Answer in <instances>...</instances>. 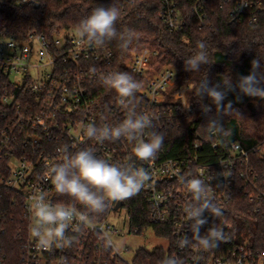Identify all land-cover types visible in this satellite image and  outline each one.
Returning a JSON list of instances; mask_svg holds the SVG:
<instances>
[{"label": "built area", "instance_id": "2783aa9c", "mask_svg": "<svg viewBox=\"0 0 264 264\" xmlns=\"http://www.w3.org/2000/svg\"><path fill=\"white\" fill-rule=\"evenodd\" d=\"M17 2L35 8H44L47 3L46 0ZM159 2L158 17L163 25L171 32L183 29L187 13L182 0ZM190 11L201 27H214L209 16L216 13L219 16L224 13L230 24H254L264 14V0H190ZM73 30L63 29L53 37L37 31L21 39L0 35V264H10L6 234L11 223L16 226L20 243V264H137V253L144 247L127 258L124 252L129 246L120 252L106 250L100 237L106 231L116 240L141 235L145 229H153L157 237L166 241L165 245L144 248L159 250L155 264H161L168 256L179 257L184 264H194L193 257L200 258L199 264H264L259 236L254 239L249 235L246 239L225 216L214 218L207 212L208 223L201 228V234L215 225L224 229L226 241L208 251L199 249L195 241L185 248L178 246L180 239L192 238L190 221L183 212L192 197L181 183L190 173L207 182L224 170L227 178L219 176L208 184L223 213L235 194L242 192L254 203L252 215L264 217V173L258 171L252 159V153H264V145L246 147L232 141L225 147L216 140L211 144L212 152L195 142L186 154L169 156L160 149L155 159L145 162L133 156L134 142L121 138L99 143L87 138L83 134L87 125L114 126L126 118L116 91L104 87L99 80L100 75L121 70L115 64L109 42L103 47L78 43ZM157 54L158 50L149 47L134 50L121 72H128L140 83L136 111L153 115L154 128L148 131L159 132L170 116L187 111L182 110L181 101L188 100V87L183 86L174 95L175 105L168 104L169 89L177 71L169 64L157 68ZM93 68L95 75L90 71ZM63 146L70 153L91 149L109 163L131 162L152 173L153 178L138 195L113 202L106 215L93 218L91 226L74 223L66 233L74 239L70 248L54 246L43 250L29 232L28 208L34 191H43L52 204L74 205L85 211L77 201L61 200L51 181L43 179L45 165L59 160L57 150ZM135 203L142 208L141 225L134 221ZM121 209L125 210V219L120 226L114 220V212Z\"/></svg>", "mask_w": 264, "mask_h": 264}, {"label": "trees", "instance_id": "16d2710c", "mask_svg": "<svg viewBox=\"0 0 264 264\" xmlns=\"http://www.w3.org/2000/svg\"><path fill=\"white\" fill-rule=\"evenodd\" d=\"M44 8H35L32 5H21L17 0H0V35L4 37L26 38L31 32H44L53 37L63 29L74 28L75 25L87 17L93 8L116 4L121 9V15L116 22L118 32L132 31L136 37L129 48L121 50L117 41H110L109 46L115 54V64L119 70L126 69V60L134 50L145 47L158 50L155 66L165 64L175 67L177 74L169 89V105H175L174 95L180 92L183 86L191 84L187 94L191 100V109L183 114H174L165 122L159 131L164 135L162 150L169 156L186 154L198 142L205 150H210L211 144L219 140L228 147L232 141H239L246 147L255 144L264 145V104L262 111L256 112L257 107L250 96L237 92H228L224 105L231 102V110L227 114L217 113L216 105L207 96L200 99L196 91L201 81L207 79L210 85L220 84L232 80L235 83L241 75H248L252 69V61L259 59L264 65V14L254 24H230L226 16L218 13L210 14L214 27H201L197 18L190 11V0H182V7L187 13L186 26L177 31H169L158 17L159 0H46ZM204 41L211 64L201 65L199 71L189 72L184 68V58L194 55L197 51V42ZM260 101L264 99L258 98ZM251 109L254 120V132L242 122L244 115L243 105ZM202 105H209L211 111L205 113ZM226 129L225 135H210L206 124L210 118L218 117ZM212 155V154H211ZM216 156V155H213ZM256 167L264 173V153H252ZM61 200L73 202L67 195ZM134 221L137 225L143 223L141 205L135 203ZM254 203L244 193L235 194L232 202L226 207V220L233 223L235 228L246 229L254 239L259 236L260 245L264 248V217L252 215ZM108 213L99 215L104 216ZM14 222V221H12ZM22 222V219H21ZM15 225L11 223L6 234L7 251L10 264L20 260L19 240L16 237ZM157 229V227H156ZM22 248V242H21ZM159 250L154 248L140 249L136 256L137 264H155Z\"/></svg>", "mask_w": 264, "mask_h": 264}, {"label": "clouds", "instance_id": "9594fccd", "mask_svg": "<svg viewBox=\"0 0 264 264\" xmlns=\"http://www.w3.org/2000/svg\"><path fill=\"white\" fill-rule=\"evenodd\" d=\"M120 15L121 9L114 3L97 6L75 25L72 35L78 43L97 47H103L107 42L115 40L120 49L126 51L136 37L130 30L117 31L116 22ZM197 48L198 51L194 55L184 58L186 71H199L201 65L211 64L206 43L198 41ZM251 63L250 73L241 75L235 83L230 79L223 81L221 86L210 85L207 79L201 81L196 95L200 99L205 96L210 98L216 105L217 113L221 115L232 109L231 102L223 104L228 92L238 90L243 95L264 99V65L259 59H254ZM90 71L95 75L94 68ZM99 80L104 87L116 91L121 106L126 110V118L114 126L104 124L98 127L89 124L83 129V134L99 143L126 139L129 143L134 142L132 154L136 159L145 162L155 159L163 146L164 135L157 131H148L154 128L153 115L136 111L135 98L141 87L140 83L128 72L121 71L100 75ZM190 101H181L182 110L191 109ZM202 110L208 113L211 108L209 105H202ZM206 127L210 135L226 134L219 116L210 118ZM145 136L147 139H144ZM57 151L60 158L51 165H45L43 179L51 181L57 194L67 195L77 201L85 211L74 205L52 204L43 191H34L28 208L31 218L29 232L35 239L37 247L43 250H51L54 246L59 249L70 248L74 239L66 233L74 223L85 227L91 226L93 218L106 213L113 202L124 201L138 195L153 178L152 173L143 167H136L131 162L109 163L98 158L88 148L70 153L68 147L63 146ZM220 163L224 167L223 162ZM219 176L228 177L223 170L210 177L207 182L191 173L182 178L181 183L192 197L183 207V212L190 221L189 230L192 232V238L180 239L178 241L180 248H185L195 241L199 249L208 251L226 241L224 229L215 225L208 227L205 233L201 234V228L208 223L205 212L214 218L223 215L222 208L215 202L208 186ZM100 238L106 250L121 251L122 243L114 240L108 232L104 231ZM199 259L193 257L194 264H199ZM161 264H184V261L176 256H168Z\"/></svg>", "mask_w": 264, "mask_h": 264}, {"label": "rangeland", "instance_id": "374dc122", "mask_svg": "<svg viewBox=\"0 0 264 264\" xmlns=\"http://www.w3.org/2000/svg\"><path fill=\"white\" fill-rule=\"evenodd\" d=\"M172 86V85H171ZM170 86V87H171ZM188 87V91L186 93V96L189 92V90L191 89L192 85H186ZM251 99L255 102L257 110L256 112H261L262 111V105L264 104V100H259L258 98L255 97H251ZM243 111H244V115L242 117V122L244 124H246L248 126V130L250 133L254 132V120L251 116V109L247 104L243 105ZM125 219V210L121 209L119 211L114 212V220L117 221L118 225H122V223L124 222ZM237 231L239 232V234H243L244 237L247 239L249 234L246 231V229H242L241 227L237 228ZM117 242L122 243L123 247L124 246H129V249H126V251L124 252L125 256H127V258H132L134 256L135 251L138 248L144 247V248H153L157 245H165L166 241L157 237L153 231V229H145L144 232L141 235H135L132 237H119L116 238ZM122 247V248H123Z\"/></svg>", "mask_w": 264, "mask_h": 264}, {"label": "water", "instance_id": "95a60500", "mask_svg": "<svg viewBox=\"0 0 264 264\" xmlns=\"http://www.w3.org/2000/svg\"><path fill=\"white\" fill-rule=\"evenodd\" d=\"M120 205H121V203L118 204V206H120Z\"/></svg>", "mask_w": 264, "mask_h": 264}]
</instances>
